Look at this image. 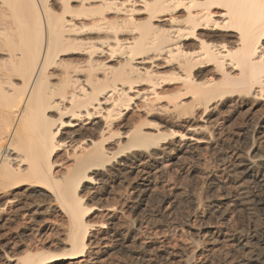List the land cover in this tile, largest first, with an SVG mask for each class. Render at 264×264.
<instances>
[{
  "label": "bare ground",
  "instance_id": "1",
  "mask_svg": "<svg viewBox=\"0 0 264 264\" xmlns=\"http://www.w3.org/2000/svg\"><path fill=\"white\" fill-rule=\"evenodd\" d=\"M219 125L237 126L246 148L223 154ZM173 151L172 166L191 161L184 221L181 187L157 185ZM134 173L140 182L118 195L112 184ZM231 207L247 222L243 241ZM164 224L189 241H140ZM234 244L252 251L226 261L219 251ZM118 252L130 264H264L259 0H0V264H100Z\"/></svg>",
  "mask_w": 264,
  "mask_h": 264
},
{
  "label": "rangeland",
  "instance_id": "2",
  "mask_svg": "<svg viewBox=\"0 0 264 264\" xmlns=\"http://www.w3.org/2000/svg\"><path fill=\"white\" fill-rule=\"evenodd\" d=\"M221 127V128H220ZM223 125H219V127L217 128V130L214 132V135H216V134H218V133H222V137H225V138H228V144H226L224 147H223V154H225L226 156L227 155H232L233 153H237L238 151H243L245 148H246V145L245 144H242V143H236L234 140V133H235V131H236V129H237V126L235 127H233V126H230L229 128H231L230 130H229V128H226V127H223ZM222 129H224V131L222 130ZM209 155V156H208ZM176 156V152L175 151H173L169 156H167L165 159H163V160H161V162L162 163H164V164H166V174H165V178H164V182L163 183H160V181H158V183H157V185L158 186H162L163 185V187H161V188H164L165 187V189L166 188H168V189H166V190H168L169 192H170V190L169 189H171L172 188V186L173 185H178L179 187H181V190L179 191V193H181L180 195H179V200H180V206H179V208L180 209H178L177 211H179L178 213H177V211H176V215L177 216H175L174 218H176V219H179V221H182L183 219L185 220V214L184 213H187L186 211H188V203L185 201V199L186 198H184V196L185 195H187V190H188V185H190V183L192 182V179H191V177L188 175V173H189V168H190V166H191V161H190V159L188 160L187 158H186V156H183V158L180 160V162H178V164L176 165V166H172L170 163H172V162H170L171 160H172V158L173 157H175ZM182 155H180V157H181ZM205 156V158H206V160L209 162V164H210V166H213V167H215L216 166V158H215V156L213 155V154H211V153H207V154H205L204 155ZM209 157V158H208ZM138 168H140V167H138ZM141 169H143V167H141ZM136 173V172H135ZM135 173L133 174V175H131L132 177H131V180L129 179V180H127V182H124V183H120V185L118 184L119 182H117V183H114V185L112 184V186H113V188L114 189H116L117 187H118V189L119 190H121V191H118V189H117V193H118V195H123L124 194V191L125 190H123V192H122V189H124V186L123 185H125V188H129L130 186V184H135V183H137V181L138 182H140V180L137 178V181H136V179L135 180H133V178L135 177ZM188 176V178H187V176ZM134 176V177H133ZM201 177V178H200ZM200 177H199V180L202 182L203 181V177L200 175ZM133 180V181H132ZM128 181H130V182H128ZM132 181V182H131ZM134 181H136V182H134ZM134 182V183H133ZM176 182H178V183H176ZM180 182H182V183H180ZM189 182V184H187ZM200 182V183H201ZM126 183V184H125ZM127 183H128V186H126L127 185ZM203 183V184H202ZM201 184H199V185H196V188H197V192H200L201 191V189H202V192H200L201 194V199L204 201V205H203V208L205 209V205L208 203L207 202V200H208V198H207V192H206V186H205V188H204V185H206V183L205 182H202ZM119 186H118V185ZM122 184V185H121ZM180 184V185H179ZM184 184V185H183ZM186 184V185H185ZM116 185V188L114 187ZM120 186H122V187H120ZM182 186H184V187H182ZM174 187V186H173ZM121 188V189H120ZM187 188V189H186ZM234 188H236V187H234ZM184 189H185V191H184ZM199 189V190H198ZM127 190H129V189H127ZM172 190V192H173V189H171ZM183 190V191H182ZM235 190H238V189H235ZM115 191V190H114ZM185 194H183L182 192ZM187 191V192H186ZM120 192V193H119ZM206 192V193H205ZM116 193V194H117ZM220 193H222V192H220ZM199 194V193H198ZM204 194H206V195H204ZM183 195V196H182ZM205 196H206V198H205ZM127 197H128V194H127V196H126V199H127ZM183 199H181V198ZM186 197V196H185ZM119 198H121V199H119ZM122 196H118L117 198H116V200H119V201H121L122 200ZM182 200V201H181ZM185 201V202H184ZM95 202V201H94ZM112 203H115V201H111ZM183 203H185V204H183ZM184 205V206H183ZM187 206V207H186ZM181 207H184V208H181ZM186 207V208H185ZM182 209V210H181ZM183 209L185 210V211H183ZM182 211V212H181ZM122 213L124 214V217L126 218V221L128 222V224L129 225H131L132 224V215H130L128 212L126 213V211L125 210H123L122 211ZM181 213V214H180ZM230 213H231V215L233 216V218H232V220H231V222L233 221V222H235V220H236V222L235 223H230V224H234L233 226H234V228L235 227H237L238 228V232H236L237 234L236 235H238L237 237H241V233H240V228H239V226L241 225V226H243V227H245L246 226V221H245V217L243 216L244 214L243 213H241V212H239L238 210H235V207H231V210H230ZM183 214V215H182ZM179 215H182L183 217H179ZM178 217V218H177ZM181 218V219H180ZM183 220V221H184ZM238 222H241V224H238ZM239 225V226H238ZM148 235V234H158V237L155 239L156 241V245H159V247H161L162 249H164V248H166L167 247V245H170V247H175V246H178L179 244H180V242H185V240H187V242L189 241V237H190V233H189V231L186 229V228H183V229H180L179 231H174L172 228H170L168 225H166V224H164V225H162V226H157L156 228H150V229H147V230H144L143 232H142V234L140 235V241H144L145 240V236L146 235ZM245 239V237H241V240L243 241ZM165 245V246H164ZM162 246H164V247H162ZM240 247H237V245L236 244H234V245H232L231 247H230V249L228 248V250H229V252H231V253H229V254H227V255H225V251H219L220 253H222L221 255H222V257H224L225 259H226V261L228 260V261H230L231 260V262L232 263H237V262H239V261H241L242 259H243V257H247V255L252 251V249L249 247V248H245L244 250H238ZM227 251V250H226ZM219 252H217V253H219ZM228 255H229V257H228ZM112 256V257H111ZM110 257H107L104 261H102V262H100V264H126V262H127V264H130L131 262V258L129 257L128 258V256H126V255H124V254H119V252L118 253H114V254H112ZM233 256V257H232ZM228 257V258H227ZM231 257V258H230ZM149 257H147L146 258V260H144L145 262H143L144 264H156V262L154 261V259L156 258V256L154 255V256H152V257H150V259H148ZM153 258V259H152ZM233 259V260H232ZM150 261H152V262H150ZM125 262V263H124ZM159 264V263H158ZM210 264V263H209Z\"/></svg>",
  "mask_w": 264,
  "mask_h": 264
},
{
  "label": "snow or ice",
  "instance_id": "3",
  "mask_svg": "<svg viewBox=\"0 0 264 264\" xmlns=\"http://www.w3.org/2000/svg\"><path fill=\"white\" fill-rule=\"evenodd\" d=\"M242 6H255V0H239ZM259 7L264 9V0H259Z\"/></svg>",
  "mask_w": 264,
  "mask_h": 264
}]
</instances>
